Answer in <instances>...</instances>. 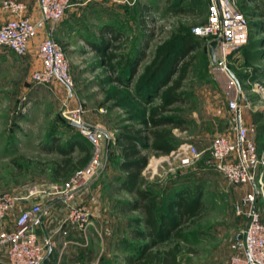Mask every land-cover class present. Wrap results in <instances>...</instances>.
<instances>
[{
  "label": "rangeland",
  "instance_id": "374dc122",
  "mask_svg": "<svg viewBox=\"0 0 264 264\" xmlns=\"http://www.w3.org/2000/svg\"><path fill=\"white\" fill-rule=\"evenodd\" d=\"M246 1L250 34L240 48L226 56L225 63L218 66L210 61L207 38L195 31L207 20L205 0H123L127 7L125 18H120L115 12L110 20L122 26L121 30L125 32L120 34L118 41L113 35H108L109 46L113 50L115 44L120 45L117 52L126 58L132 56L135 44H140L144 50L138 52V55L141 52L144 55L139 60L134 82L150 62L156 46L170 39L174 32L185 28L202 39L197 60L185 82L184 91L190 99L184 105H177L188 120L187 131H175L180 145L193 143L202 152L201 158L191 166H181L172 153L158 156L150 148L143 149L149 157L142 171L144 184L158 193L161 204L167 197H174L175 190H185L187 187L191 195H199L202 200L201 216L184 227V237L179 240L182 249L180 264H228L233 253L231 245L247 223V217L237 211L247 191L245 186L229 183L221 172L208 164L214 136L233 132V114L229 111L233 92H237L235 98L241 99L243 96L251 103L264 106V82L259 80L264 73V59L259 53L264 51V46H261L264 33L259 26L264 23V0ZM238 2L241 4L242 0ZM64 49L69 56L68 47ZM79 53L83 52L75 53L74 61L70 59L73 85L69 89L61 82L53 84L57 78L49 85L34 83L32 73L37 68L29 73L32 66H23V55L0 46V194L20 193L25 185H36L49 191L54 189L50 176L40 169L56 157L47 152V147L51 145L49 140L55 135H70L74 129L69 127L65 112L75 108L78 102L83 103L85 125L102 124L100 128L107 133L106 138L110 143L106 179L101 180L103 176L100 181L94 179L92 187L78 201L89 204L87 206L92 213L94 207H99L96 215L91 216L93 221L94 218L103 219L101 225L96 227L95 235L89 236L91 251L85 261L86 264H125V254L130 253L132 245L140 243L133 239L130 221L141 216V213L120 210V203L132 200L134 195L120 188L118 177L123 173L117 168L116 160L121 150L115 143L123 125L132 124L133 121H130L125 109L115 107L113 101H106L105 90L116 83H110L109 72L99 57L84 52L85 61L80 63ZM120 59L118 57L114 62ZM225 65L236 73L241 88L228 74ZM69 92L74 94V106L70 104ZM206 96L216 98L220 106L214 110L207 108ZM158 102L159 99H156L153 104ZM195 139L200 140V145L194 142ZM17 163L22 164V169ZM32 203L41 202L30 199L24 205L18 204L13 212L21 211L23 206ZM12 217L10 215L3 225H11ZM262 217L264 219V211ZM176 241L170 239L159 247H169Z\"/></svg>",
  "mask_w": 264,
  "mask_h": 264
},
{
  "label": "built area",
  "instance_id": "2783aa9c",
  "mask_svg": "<svg viewBox=\"0 0 264 264\" xmlns=\"http://www.w3.org/2000/svg\"><path fill=\"white\" fill-rule=\"evenodd\" d=\"M207 2V20L195 28L197 34L208 42L221 38L222 54L226 56L238 50L250 34V18L242 9L238 0H205ZM40 16L32 19L27 14L28 6L24 2L6 0L3 8L11 14L0 24V46H5L19 55H26L30 41L46 29L47 35L39 41L37 52L41 66L33 71L32 80L39 85H49L59 79L70 89L73 81L66 51L53 36V32L64 19L71 0H38ZM243 101L245 102L243 105ZM248 98H235L229 101L233 114V135L217 134L210 148L208 164L221 172L231 184L247 186L248 189L237 206L239 214L247 217L245 228L236 235L231 248L232 255L228 264H264V219L258 206L264 199V152H260L250 128L242 122V107L250 105ZM84 104L78 102L75 108L65 112L69 121L85 125ZM92 145V157L89 163L78 169L69 181L62 185H53L54 189H39L38 186L25 185L20 193L0 194V249L7 255V264H43L48 247L54 241L50 236L40 237L37 230L44 224L49 207L44 203H32L23 206L11 228H5L3 222L14 208L38 195H53L54 199L65 198L69 202L67 222L86 229L92 224L91 209L81 202L72 203L75 195L89 188L94 179L101 174L108 161L107 146L109 139L102 128L95 130L80 128ZM172 155L181 166L195 164L202 152L193 143H182Z\"/></svg>",
  "mask_w": 264,
  "mask_h": 264
},
{
  "label": "trees",
  "instance_id": "16d2710c",
  "mask_svg": "<svg viewBox=\"0 0 264 264\" xmlns=\"http://www.w3.org/2000/svg\"><path fill=\"white\" fill-rule=\"evenodd\" d=\"M247 5V1L242 0L241 7L248 14ZM259 26L264 33V23ZM201 43L202 39L188 29L174 32L170 39L156 46L150 62L135 82L133 78L144 52L137 57L126 58L117 52L120 45L115 44V50L109 46L110 39L96 45L101 55L100 61L109 72L110 83H116L105 90L106 101H113L115 107L125 109L130 121H133L132 124L123 125L116 139V145L121 150L116 165L123 173L119 177L120 188L134 195L132 200L120 203V210L141 213V216L130 221L133 239L140 243L132 245L130 253L125 254V264H180L182 249L179 240L184 237V227L201 216V197L191 195L189 187L175 190L174 197H167L161 204L158 193L152 187L145 186L142 175L149 161L143 149L150 148L158 156L170 155L181 143L174 129H187L188 120L177 105H184L190 99L184 87L197 60ZM261 46H264V39ZM118 57L121 59L114 62ZM156 99L159 102L153 104ZM68 125L74 129L70 121ZM62 138L51 136L47 152L56 151L61 157L49 160L46 166L51 168L56 180L64 184L78 169L89 163L92 145L79 137L75 142L71 138L67 143H62ZM74 143L80 152L75 161ZM17 165L22 169V164ZM77 166L79 168L74 171ZM170 239L177 241L169 247H159Z\"/></svg>",
  "mask_w": 264,
  "mask_h": 264
},
{
  "label": "crops",
  "instance_id": "0c3cea01",
  "mask_svg": "<svg viewBox=\"0 0 264 264\" xmlns=\"http://www.w3.org/2000/svg\"><path fill=\"white\" fill-rule=\"evenodd\" d=\"M20 2H24L27 4V14L32 19H37L40 16L39 12V2L38 0H19ZM123 0H71V5L68 7L66 11V15L64 19L60 22V24L56 27L53 32L54 38L62 44L64 47H68V61L70 66V59L74 61V54L79 53V61L80 63H84L86 56L84 52H90L95 54L101 60V55L97 51L96 45H98L102 40L109 39L108 35H113L114 37L118 36L116 41L119 40L120 34H124L125 32L122 29V26H118V24L111 23L110 20L113 18L114 13L117 12L120 18H125L127 7L125 6V2ZM115 6H119V8H115ZM11 14L5 10L2 6V0H0V24L7 21L11 18ZM120 24V23H119ZM116 25V26H115ZM111 27V28H110ZM47 35V30L44 29L40 31L38 36L30 41L29 51L26 55L21 57V60L24 62L23 66L29 67L32 66L33 71L35 68L41 66V61L38 58L37 47L39 41L43 39ZM113 41V39H112ZM66 51V50H65ZM139 51L142 50V46L140 44H135L132 49V56L137 57ZM258 53V52H257ZM262 53L261 58L264 59V51L259 52ZM139 77V76H138ZM138 79V78H137ZM264 82V73L261 75L259 80ZM136 81V79H135ZM54 82H61L63 85V81L55 80ZM71 92V90H69ZM69 92L70 104L72 106L75 105L74 94ZM211 94V93H210ZM206 95H209L207 93ZM235 95L237 92H233L230 96V100L235 99ZM216 99V98H215ZM210 96H206V107L212 108L213 110L216 106H220L218 100H215ZM85 107V106H84ZM74 108V107H73ZM230 111V108H229ZM231 112V111H230ZM242 122L244 125L248 126L251 131L252 137L256 140L258 148L260 152H264V106L259 104L251 103L249 106L242 107ZM90 127L100 128L103 127L100 123L90 124ZM186 132L187 129L180 130L175 128L174 131ZM234 132L229 135H233ZM84 139L90 146V142L85 137V135L79 132V128L74 126V130L66 135H63L62 143H67L71 138H74V142L79 138ZM199 141V142H198ZM194 142L200 145V140H194ZM116 144V143H115ZM202 145V144H201ZM110 150V143L108 142L107 146V156ZM50 154H55L56 157L52 159H59L61 154L58 152H50ZM79 148L74 143V161L79 156ZM58 157V158H57ZM79 167H75L74 171ZM109 168V164L106 163L100 176L97 178L101 180L106 179L107 170ZM41 171L45 172L50 176V180H52V184L62 185L63 183L56 180V177L53 175L51 168L45 167L40 168ZM103 176V177H101ZM101 177V178H100ZM121 177V174L119 175ZM118 177V179H119ZM59 179V178H58ZM61 179V178H60ZM92 187V185L90 186ZM89 188L80 191L75 195V199L72 203H78V201L82 198V196L89 191ZM246 190L248 189L245 186ZM53 195H38L35 200H38L41 203L47 204L49 207V213L44 218V224L42 227L38 228L37 232L40 237L50 236L53 238V245L48 247L47 253L44 259L43 264H86V258L89 255V244L91 236L95 235L94 231L96 227L101 225L103 219L99 220L94 218L92 219V224L88 226L86 229H82L79 226H76L70 222H67V213L69 210V202L65 198L54 199ZM86 205H89L86 203ZM258 206L262 211H264V199L260 198L258 201ZM99 208V207H98ZM98 208H93V215H96L98 212ZM91 209V208H90ZM92 210V209H91ZM120 211V210H119ZM18 212V213H17ZM12 212L13 217L10 219L11 225L5 228H11L14 224L16 217L19 215L20 211ZM17 214V215H15ZM93 218V217H92ZM90 236V238H89ZM7 255L5 251L0 249V264H7Z\"/></svg>",
  "mask_w": 264,
  "mask_h": 264
},
{
  "label": "water",
  "instance_id": "95a60500",
  "mask_svg": "<svg viewBox=\"0 0 264 264\" xmlns=\"http://www.w3.org/2000/svg\"><path fill=\"white\" fill-rule=\"evenodd\" d=\"M208 53L210 57V61L213 65L218 66L221 63H225V59L222 54V47H221V38H216L208 42ZM225 69L227 70L228 74L235 80L238 88H241L240 79L236 75V73L230 69L227 65H225ZM71 124L77 126L79 128H87L91 130H95V127H90L86 125H80L77 122L70 121Z\"/></svg>",
  "mask_w": 264,
  "mask_h": 264
}]
</instances>
